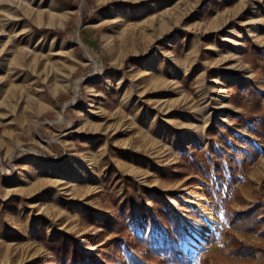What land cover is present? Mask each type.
I'll list each match as a JSON object with an SVG mask.
<instances>
[{"label": "rangeland", "instance_id": "374dc122", "mask_svg": "<svg viewBox=\"0 0 264 264\" xmlns=\"http://www.w3.org/2000/svg\"><path fill=\"white\" fill-rule=\"evenodd\" d=\"M253 46L264 56V0H0V264H129L135 234L179 247L185 264H264V250L230 256L210 238L228 226L219 204L264 219V124L254 134L230 101L232 85L253 86L264 105ZM248 137L261 153L246 165ZM157 195L173 241L153 222ZM121 216L116 242L92 221ZM60 231L81 256L47 248ZM234 233L264 248L260 233Z\"/></svg>", "mask_w": 264, "mask_h": 264}, {"label": "trees", "instance_id": "16d2710c", "mask_svg": "<svg viewBox=\"0 0 264 264\" xmlns=\"http://www.w3.org/2000/svg\"><path fill=\"white\" fill-rule=\"evenodd\" d=\"M244 54H250L251 62L257 64L258 60H262L261 67L264 70V56L257 47H250L244 52ZM230 101L237 107H242L245 109L243 115L239 116V120L243 125H247L251 121V131L256 135H261L259 127L264 124V105L260 93L253 87L248 86L245 89H239L237 85H232ZM258 117V119H257ZM209 130L216 134L218 129L212 126ZM213 140V139H212ZM249 143V148L245 151L247 155L246 165H249L257 160L260 156V147L251 139L247 138ZM189 164L194 168L203 170L201 165V160L199 158L188 159ZM222 167H219V170ZM177 171L174 169L168 170L165 178H172L177 175ZM239 177L233 175L231 179L232 182L236 181ZM129 187L132 186L130 181H124ZM128 190V189H127ZM149 192V190H148ZM144 199V197H143ZM225 202V200H223ZM154 218L153 222L157 225H166L171 229L170 236L171 240H174V236L181 235V230L178 225V221L173 217L170 209L166 206L163 200L157 195L154 198ZM135 204L140 208L141 217L147 219L149 213L146 209L142 207V203L135 198ZM220 208L225 210V218L228 221V226L219 227L218 233H212V240H220L224 242V246L228 248V254L235 257H249L254 258L259 252H262L264 248L260 244L248 243L239 239L235 235V231H240L244 233H260L261 237L264 238V219H260V207L253 206L251 208L233 211L225 209L222 204H219ZM91 212H87L85 216H91ZM92 221L98 224L100 227L106 228L111 233H117L116 237L112 238L111 241H118L124 239L123 232H128V224L125 216H121L118 220L106 219L103 221H97L92 219ZM131 234H128L130 236ZM132 247L135 250L142 252L140 256L134 255L129 262V264H168L174 261L176 264H185L186 255L182 249L176 247L174 244L164 243L163 245H158L155 239L147 234L143 235H131ZM128 238V237H127ZM47 248H49L55 255L73 258L81 256L76 246V239L73 235L65 232H57L56 235L51 239H45L44 241ZM226 257L221 254H207L204 256H199L196 259L195 264H223ZM190 262V261H188Z\"/></svg>", "mask_w": 264, "mask_h": 264}, {"label": "crops", "instance_id": "0c3cea01", "mask_svg": "<svg viewBox=\"0 0 264 264\" xmlns=\"http://www.w3.org/2000/svg\"><path fill=\"white\" fill-rule=\"evenodd\" d=\"M65 18H66L65 11L63 9L57 10V20L60 24L64 23Z\"/></svg>", "mask_w": 264, "mask_h": 264}, {"label": "bare ground", "instance_id": "6f19581e", "mask_svg": "<svg viewBox=\"0 0 264 264\" xmlns=\"http://www.w3.org/2000/svg\"><path fill=\"white\" fill-rule=\"evenodd\" d=\"M223 97V96H222ZM217 100V99H216ZM221 100V99H220ZM218 101V100H217ZM221 102V101H220Z\"/></svg>", "mask_w": 264, "mask_h": 264}]
</instances>
